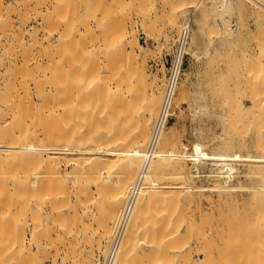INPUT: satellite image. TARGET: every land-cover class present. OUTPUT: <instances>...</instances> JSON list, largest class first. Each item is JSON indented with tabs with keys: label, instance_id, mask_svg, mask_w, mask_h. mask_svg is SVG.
<instances>
[{
	"label": "bare ground",
	"instance_id": "1",
	"mask_svg": "<svg viewBox=\"0 0 264 264\" xmlns=\"http://www.w3.org/2000/svg\"><path fill=\"white\" fill-rule=\"evenodd\" d=\"M59 1L60 0H58V2ZM95 1L92 0L93 4ZM137 1L138 0H136V3L140 4L139 6L143 4L141 3L142 2L141 0H140V3L139 1L138 2ZM188 1L189 0H187L186 3H188ZM191 1H194V0H191ZM261 1H263L264 3V0H261ZM83 2L85 1L83 0L81 1L82 5H83ZM183 2L184 1L180 0V2H178V4L180 3L179 5L176 3L179 9H180V6H183L185 4L184 2V4L182 5L181 3ZM102 3L104 4V2ZM171 3H173V1ZM171 3L169 2V5ZM204 3L205 2H203V4ZM191 4H193V2ZM234 4L236 3L233 2V0H215L212 3V5L208 3V6H207L206 4L208 8L212 6L213 10L216 13L213 22L217 30L215 29V27H213L214 31L220 30L219 32L223 34L224 38L221 35H219L223 39H220L219 37H218L219 39L216 38L218 39L219 43L223 42V40H226L227 43L224 42L226 45H228L230 42L232 43L236 38L239 37L240 35L239 30L243 28V26H240V25L238 26V23L236 21L237 19L236 18L233 19L232 17L234 16L233 12H235L233 11ZM55 5L52 7H55ZM95 5H96V2L94 6ZM129 5L130 4L128 3V6ZM87 6L89 7L90 3ZM123 6H125V3L120 7V10L124 9ZM134 6L139 8L137 5H134ZM52 7L50 8V12L51 10H53ZM87 8H85L84 11H87ZM128 8H129V11H131L130 8L132 7H128ZM182 8L185 9L182 11H186V12L182 13L181 9L180 10L178 9V10L181 11L182 14L187 13L185 15H188L187 11L190 12L189 8L186 9L184 8V6ZM90 9L91 8H89V12L87 11L88 15L90 13V15L87 17H90L91 14L93 15V13L95 12L94 11L92 13ZM45 10L49 11L48 8H46ZM87 12H84V14L85 13L87 14ZM104 13L105 12H103V14ZM172 13L171 15H173ZM103 14L102 13L99 14L100 19H101V15ZM130 14H133V13L131 12ZM200 14H202L204 18H207L206 15H204L206 14V12L204 14L201 12ZM94 15L96 14L94 13ZM173 16H170V17L172 21H175V22L169 21L170 24L171 23L175 24L177 21L176 20L177 18ZM193 16L190 15L192 19H193ZM123 18L121 20H123ZM82 19L84 20V18ZM114 19L116 18H113L110 20L114 22L115 21ZM194 19L191 20L193 21V23L192 22L191 23L189 22V23L191 25H194L195 27L197 26V23L200 21H197L198 18H194ZM209 19H213V18H209ZM91 20L95 21L94 19H91ZM106 22L103 24L105 25ZM60 23L62 24V21ZM85 23H87V21ZM185 23L187 24L188 21ZM1 24L2 23L0 21V27H1ZM204 24L205 23H203V25ZM82 25L83 24H81V27ZM86 27L88 28V26ZM86 27L85 29L82 30V32L83 33L89 32L90 33L89 35L91 36L92 34L93 36L94 32L91 31L92 32L91 33L90 31L86 29ZM198 27L199 26H197V28ZM109 28L111 29V27ZM122 29L124 30V28ZM122 29H121L122 33L118 39L114 38L115 32H117L114 30V28H113L114 34H112L113 32L111 31L112 32L111 34L114 37H112L110 33L108 34V31H105L102 33L99 32L98 34L100 35L102 34V38L100 36L101 41H102L101 44L103 45L102 47H86V46L84 47L83 45L82 47H73V48L69 47V49L68 48L64 49V47L62 48L57 47V44H55L57 48L52 47L51 49L56 48L57 54L59 51L63 49L62 50L63 52H59L61 57L58 54L57 58L58 57L59 58L58 59L56 58V60L53 59L54 57L48 58V57H51L52 55V53H48L51 49L49 51L48 49L46 50L48 54L47 58L45 57L47 54L43 50L45 47L44 48L38 47L37 48L38 51H36L35 47H32L36 44L35 39L32 40L33 43L29 44V40L26 43L23 42L24 39L20 38V35H19L20 33L18 35L11 34V33H9L10 35L9 34L3 35L0 32V40L2 37H6L5 39L6 43H2V45L4 46L0 45L1 46L0 59L1 60L5 59L6 60L5 66H7L4 68L3 71H0V98L3 99L2 101H0V157L2 159V160L0 159V163L2 162L4 163V161H6L5 162L6 164L4 163L5 166H8V169H11L12 171L10 176H2L1 175L2 172L0 173V175L2 176L3 180L5 179V185L6 183H8L9 188L11 189V192L9 193H10V196H12L11 198H13L12 200L13 206L9 208L12 210V212L10 210H9L10 212L9 211L8 212L10 214H14L11 216V219H13L14 221L13 225L15 229V230L13 229L14 232L12 231V234L14 236V244L12 245L7 244V247L11 245L9 249H6L8 253L5 251V253L7 254L3 255L4 252L2 253V251L0 250V252L2 253L0 255V264H47L46 263L47 255H49L51 251H53L54 255H52L53 257L51 256L53 260L51 261L49 260V261L51 262V264H56L57 263L56 257L58 255L59 246L62 245V248H63L64 247L63 245H66L65 243H67L69 246L70 244L73 243L72 244L73 246L71 245L73 248L70 246L72 250L69 249V251L71 250L70 253L69 251H67L68 249L66 250L69 253V255L71 254L70 256L72 257V255L75 253L74 248H76L77 246V242L75 241V239L77 238H74V236H76L75 235L76 232L78 235V231H79L78 225H80V223H83L85 221V220L82 221L81 219L83 218L87 219L89 217L90 218L92 217V214L90 213L92 209H94V211L95 210L97 211V213L95 212L97 215V216L95 215V217H97L96 218L97 222L95 218H91V222L87 221L86 225L83 223L84 224L83 226L81 224L79 227H81L80 229L83 230L82 231L83 234L81 235L80 239L81 240L85 239L84 233L86 229L87 228L90 229L89 225H91L93 222L94 223L96 222L97 226H95L96 228L95 227L94 228L96 229L95 232H97L98 234H94V231L92 232L93 235H97L96 236L97 239L95 241H98L97 244L94 241L95 246H96V248L94 247L96 258L99 257L100 255L102 256L105 253L104 249L106 250L105 246L108 247L109 245L108 251L105 257L102 259L101 264H131L129 262L133 259L132 257L135 258V256H137V253L136 251H134V248L135 249L137 248L135 247V245L137 244V242H139L137 241L138 235H139V238H141L140 240L142 239L144 240L148 236L146 240L144 241L142 240V242L148 243V241L150 242V238L152 236L150 235L149 237V234L154 231L156 232V230H158L157 231L158 234L162 233L160 237L165 238V240L168 243H166L165 240H162L163 238L161 240L164 241V243L161 242V240L159 239H158L159 240L158 242L154 243L153 242L154 240L152 241L151 239V242L153 243L152 245L154 246V247L152 246V249L154 250L156 248L157 249L159 248V252L156 250L153 251L152 249L149 248L151 252L146 253V254L144 253L143 257H144V260L146 259L147 260L150 259V260L144 263L145 264H155V263L163 264L162 262H164L165 260L164 258H166L165 255L168 253V250H165V251L163 250L165 249L163 248L164 247L163 245H165L166 243L165 246L167 248L173 247V245L175 244L174 242L177 240L176 239L174 241V239L177 236L179 237V235L177 234L175 238H173L175 231H177L178 229L177 228L178 224H176L175 226L173 222L174 225H172V221L174 220H172L171 222L167 220L168 219L167 216L170 219L171 215L169 216L163 213L165 212V210L166 212L169 209L171 210V206H172L173 208L172 211L175 212V214H178L177 215V218H178L179 213L182 212L181 214H183L184 209H186L185 208L186 207L185 205L186 196L184 195L186 193L183 188L181 189V187H183L184 184H186L187 180L189 179V177H187V175L189 174V171L186 169V166L184 163L189 160L191 161L192 154H189V153L187 154V153L176 151L177 146L175 142L173 141V139L176 141V138H173V134L175 137V133L174 131L173 132L170 131V130H173L174 128L171 129V126H170V130L168 129L169 131L166 129L167 120L171 119L172 111H174L172 109H174L175 107H178L180 103L185 102L186 93H185V88L183 84L184 82H179L183 74V71L181 70L177 78V81L175 83V86H174V89L171 95V99L169 102V106H168L167 117L165 121L163 122V124H161L158 128H156V121L158 119L159 111L161 108L165 87L161 88L162 86H159L161 84L158 83L159 81L156 75L152 77L149 76L150 74L146 67L147 62L145 61V59L141 58L140 54H138V52H141V47L138 44L137 40L135 39V36L132 33V31H130L131 32L130 33L126 30L122 31ZM175 29H177V26H175ZM210 30H212V28ZM191 31H192V28H191ZM55 32H57V29ZM195 32H197V30ZM50 33L52 32L50 31ZM200 33L202 34V36H204L202 31ZM217 33L218 32L213 33V34H215L216 36ZM89 35L87 37H90ZM78 36H80L79 38L84 40V37H85L84 35L83 37L82 34L80 33ZM209 36L210 35H208V37ZM189 37H190V33H189ZM89 39H87L88 42H89ZM93 39H96V37L95 38L93 37ZM227 40L229 41V43ZM81 41H79V43H81ZM189 41L190 39H188V44H187V47L185 48L186 55H189L188 54ZM214 42H215V38H211L208 44L206 43V46L207 45L211 46ZM224 43L222 45L220 43V45L224 46L225 45ZM0 44H1V41H0ZM234 44L237 46L238 40H237V43L235 41ZM256 44L258 45L259 43H255L254 45L257 46ZM259 45L260 46H257L258 47L257 50H259L260 52L257 54H259L260 56L259 58L261 59L262 57L261 55L263 53L261 50L262 44L260 43ZM212 47L214 46L212 45ZM227 47H232V46L230 45ZM58 48L59 49L61 48V49L59 50ZM209 48L210 47L205 48L204 56L206 57L210 53ZM53 53L56 56V53L55 52ZM192 53L193 52L191 51L190 54L192 55ZM215 55H218V54H215ZM44 57H45L46 62H48V64L45 61H44L45 64L43 63L42 58ZM211 57L213 58V56ZM226 57H228V54ZM216 59H217V56H216ZM213 64H214V61H213ZM256 66L257 64L254 67ZM258 67L260 68V71H263L264 73V66L260 64V62L258 63ZM249 69L248 70L246 69V71L243 72L241 76L250 77L252 75V72H251L252 70L249 71ZM256 77L258 78V76ZM147 78L150 79V82H149L150 98L147 99V96H146L145 99L147 100L146 102L148 103L147 105L144 104L146 107L142 106L143 108H145L143 112H146V118L143 119L144 116L142 118L140 117L143 120H141V122L139 123L132 122V124L137 123V125L135 128H131L130 120L132 121L131 119L132 116L133 115L135 116L136 114H134V112L132 113V111L130 112L129 109L130 110L134 109L133 104L136 105L134 103L136 99H133L134 100L133 103H132V100H130L132 103L131 104L128 98L126 97H128L129 94L133 95L135 93V92L131 93L130 86L133 87V91H134V88L135 87L137 88L136 82L140 80L144 83L145 80L149 81V79L147 80ZM249 79L247 80L249 81ZM255 80L257 81L256 78ZM259 80L260 79L258 78V84H259L257 85L258 88H256L257 86H255L256 90L255 89H254L255 91L251 90V94L257 93V89L260 90V91L258 90V93L264 94V92H261L264 90V85H263L264 79H262L261 77V81ZM134 81L136 82L134 83ZM256 81L254 82L257 83ZM255 83H252V84L255 85ZM260 84L263 86L261 87ZM136 88H135V91H137L138 89ZM139 92H141V95H142V91H139ZM136 93L138 94V92ZM257 94L254 95L255 97H257V99H255L253 95H251L250 97L251 99L247 98L248 99L247 101L251 103V107L252 106L255 107V104L258 105L256 101L258 100ZM261 94L259 96L260 98L264 96V95L261 96ZM131 95L129 96L130 98H132ZM260 98L259 100H262ZM191 99L193 100V103H191L193 104L192 106L193 111L191 110L193 112L192 114L193 116H196V117L204 116L210 113V109L208 105H206L205 103L201 101L202 98L200 99V96L199 98L196 96H193V98ZM238 99L235 101H238ZM127 102H129L130 106H132L131 108L133 109L129 107V104ZM230 105L231 104H229V106ZM239 105L237 106L239 107ZM257 105L256 107L258 108L259 105L258 106ZM262 105H260L261 110H262ZM256 107L251 108V109H256ZM235 108L237 107L235 106ZM140 109L142 110V108H139L138 110ZM263 111H264V107H263ZM247 112L249 113V111ZM128 113L129 114L131 113V115L128 116ZM239 113H238V116L237 114H234V115H236V117L238 118ZM251 114H252V111H251ZM256 114H255L256 120L259 119L260 121L259 120L256 121L255 118L253 120V117L251 116V122H250L251 124H253V122L255 123V121L257 122V127H253L255 130L254 137L253 138L251 137L252 139L251 140V154H244L242 152H234V153L228 152V147L225 145L227 141L225 142L222 141L225 146L223 145V147H221L220 149L213 150L211 152H206L204 150H201L200 152L195 153V157L199 159L204 158V161L205 159H207L209 161L211 160L212 162H217L219 163L218 164L220 166L219 168L222 170L227 169L228 167L227 163L231 164V166L233 165L234 162H236L237 164H240L239 166H241L242 169L240 170V169H237L236 167L235 171L237 172V174L233 175L234 173L229 174L231 172L229 173L224 172L225 174L228 173V175H225V174L223 175V178H224L223 183L226 185L230 184V182L234 181L237 177L246 176V178L247 177L251 178V192L249 193L250 196L246 195L248 198H246V196L241 197V198H246L243 203L244 206H241L242 204L240 205L239 202L237 203L239 204L237 208H239L240 210V211L238 210L239 213H237L239 214V216H237V218L239 219L237 220H239V225L241 224V221L244 220L245 225L248 227L249 231L251 232V233L247 232L248 233L247 235L251 234V264H264V124L262 126V123L264 122V117L261 116L264 113L261 114L260 112V114L259 113H256ZM258 115L261 118H263L262 123H260L261 119L258 118ZM130 116L131 118H129ZM236 117L235 119H237ZM153 118H154V121H152ZM244 119L246 118L244 117ZM246 122L247 121H245V123ZM239 123H242V121ZM134 126L135 125H133V127ZM139 158L141 159V163L138 162L140 164L137 163V160ZM173 161L177 163L176 164L177 166L174 165L175 162ZM169 163H171L170 164L171 166L169 165ZM173 165L176 166L175 172H173L174 168L172 169V167H174ZM231 166H229V168H231ZM1 167H0V170L4 171L3 166ZM168 168L171 170H169ZM248 169H251V171L249 172ZM4 173L5 172H3L2 174L4 175ZM185 177L187 178V180ZM168 178L169 180L171 179L169 183H171V185L173 184V187L175 185L176 186L178 185L177 188H179V190L178 189L174 190L175 188L174 189L169 188L170 190L163 189V186H164L163 182L165 180L168 182L169 181ZM242 179L244 180L245 178H242ZM248 180H246L247 184H248ZM1 181L2 179L0 177V183L2 185L3 183ZM239 184L237 183V185ZM166 193L167 195H165ZM165 196L167 198L170 197L174 203L172 202L171 199H167L169 200V202H166L165 204H163L162 201L165 202L163 198ZM183 197H184V200H183ZM240 201L242 202V200ZM158 205H162L165 207V209H163L164 211L161 210L163 212V213L161 212L163 215L161 213H158V210L160 212V209L164 207H161ZM166 208L167 209L169 208V209L167 210ZM237 208H235L236 211H237ZM153 209L155 211L157 209V216L160 218V220H164V221L167 220V222H161V223L157 222L158 224L156 222H152V220H150L151 211L153 213L152 215L156 216L154 215L155 211ZM87 214L89 215V217H86ZM160 214L162 215V217ZM180 218L181 217H179L177 220H179L178 222H180V225H181ZM87 220H90V219H87ZM87 223H90L88 224V227H87ZM182 223H185V222L182 221ZM187 223L188 225H190L189 222ZM235 224L238 225V222H236ZM84 226L86 229L84 228ZM185 228H186V225H185ZM225 228L230 229V228H227L226 225H225ZM159 229L161 231H159ZM189 231H190V228H189ZM227 231H230V230H227ZM157 232L155 234L153 233L152 234L153 236L157 235L154 237L158 238L159 236ZM183 233L185 234L186 232H183ZM142 234H143V237H142ZM182 234L180 233V237ZM215 235L217 236V234ZM241 235L245 236L246 233L244 234L242 233ZM88 236H90V234ZM144 236L146 237L144 238ZM223 236L224 237L226 236L225 238L223 237L225 239L223 243L224 242L227 243L226 241L227 237L230 239V241L231 240L235 241L237 239L240 240V238L231 239L228 232H225V235ZM169 238H171L172 240H170ZM184 238L186 240V237ZM242 238L243 236L241 237V239ZM73 239L74 241L71 243V240ZM178 239H181V238H178ZM86 241L88 242L87 239ZM170 241H174V242L169 243ZM92 242H93V239L91 241V244ZM159 242H161L162 245L159 244ZM177 242L179 241L177 240ZM243 242H245V240ZM75 243H76V246H74ZM241 243L242 241L239 243L240 246H241ZM84 244H86L85 241H84ZM154 244L155 245L159 244V247L158 246L155 247ZM243 244L245 245V243H242V245ZM239 245L237 246L239 247ZM0 246L1 248H7V247H4L3 244H0ZM137 246L139 248V245ZM238 247H236L237 250H238ZM62 248H60V251L62 250ZM142 248H143V244H142ZM179 248L180 247H177V246L175 247V249L177 250H179ZM90 249H92V247ZM141 249H139L140 253H141ZM171 249L172 248H169L170 250L169 252L174 251V249L172 250ZM227 249H230V248H226V250ZM2 250L4 251V249ZM66 251L64 252L62 251L63 254L66 253V255H64L63 258L61 257L62 262L64 259L67 260L68 253ZM90 251L92 250H88L89 253H87L88 254L87 256L92 255L93 257L91 256V259H89V261L87 259L86 261H88V264H97L98 260H95L94 255H93L94 252L90 254ZM162 251L163 253L167 251V253H164L165 255H163ZM155 252L158 253L160 256L162 255L164 260H160L162 259V256L161 258L160 257L158 258L159 256L158 254H157V257H155V254H156ZM78 253H77V257L81 254V253L80 254ZM201 253L203 254L202 251ZM226 253H228V251ZM150 254L152 255V257ZM186 254L187 253H185V256ZM148 255H149V258H147ZM234 255H235V252H234ZM169 256L171 260H174V257L175 256L177 257L178 254L176 255L173 253L172 255L173 259L171 258V253ZM169 256L167 255L168 257L167 261H169ZM140 257H142V254H140ZM143 257L141 259V262L143 260ZM207 257H209V255ZM207 257L205 258L203 257V259H206V262H201L202 264L203 263L205 264L208 262L207 259L209 258ZM156 258H158L162 262L158 263L157 261L159 260H157ZM75 259L76 257L72 259V262ZM180 259L178 258V260ZM241 261L243 262V259H241L239 263H241ZM81 262H83V260ZM186 262L187 261H185V263ZM165 264H168V263L166 262Z\"/></svg>",
	"mask_w": 264,
	"mask_h": 264
},
{
	"label": "rangeland",
	"instance_id": "2",
	"mask_svg": "<svg viewBox=\"0 0 264 264\" xmlns=\"http://www.w3.org/2000/svg\"><path fill=\"white\" fill-rule=\"evenodd\" d=\"M81 1L82 0H60L59 2H58V0H0V21L2 23L1 27H0L1 28L0 32L3 35L9 34V33L18 35L20 33L19 34L20 38L24 39L23 40L24 43H26L29 40V44H31V43H33L32 40L35 39L36 44L32 47H35L36 51H38V49H37L38 47H43V48L45 47L46 49L44 48L43 50L47 54L46 50L48 49V51H49L52 47H56L55 44H57V47H61V48L64 47V49L65 48L69 49V47H72V48L73 47H82L83 45H84V47L85 46L86 47H102L103 46L101 44L102 43V41H101L102 34L101 35L98 34L99 32L102 33V32L108 31V34L109 33L111 34L115 30V31H117V32H115V35H114L115 37L112 36V34H114V32L111 34V36L118 39L122 33L121 29L124 28V30L122 29V31H125V30L128 32L132 31V33L135 36V39L137 40L138 44L140 45L141 52H138V54H140L141 58L145 59V61L147 62L146 67H147V70L149 71V74H150L149 76L152 77V76L156 75V77L159 81L158 83L161 84L159 86H162L161 88H164L165 87L164 83L166 82V62L168 61V59L171 56V53L173 51V48H174L173 46H174L175 41H176V36H177L179 30L181 29V27L183 25H189V27H190V37H189L190 41H189V47H188V54L189 55H186L184 65H183V69H182L183 74H182L181 79L179 81V82H184L183 84H184V88H185L186 98H185V102L180 103L178 107H175V108L172 107V108H174V109H172V110H174V111H172V117H171V119H168L167 123H166V129L167 130L168 129L170 130V126H171V129L174 128L173 130H170V131H172V132L174 131V133H175V137L173 134V138H176V141L174 139H173V141L175 142V144L177 146L176 151L187 153V154L188 153L192 154L191 161L189 160L190 162L186 161L184 163L186 166V169L189 171L190 175L189 174L187 175V177H189V179H188L189 181L185 177L187 180V183L184 184L185 187L184 186L181 187V189L183 188L185 193H186V194H184L186 196L185 197V205H186L185 208L186 209H184L183 214H181L182 212L179 213V217H181L180 218L181 225H180V222H178L179 220H177L179 218V217L177 218L178 214H175V212L172 211L173 210L172 206H171V210L169 208H168L169 210L166 208L169 211V212L167 211L169 213L168 214L166 212V210L164 213L162 212V211H164L163 209H165L164 206L158 205V206L164 207V208L160 209V212L158 210V213L162 212L163 214H166L169 216L171 215L170 219L167 216V218H168L167 220H169L170 222L172 220H174V221H172V225L175 224V226H176V224H178L177 225L178 229L176 228L177 231H175L173 238H175V236L178 234L179 237L177 236L174 239V241L177 239L180 243L177 242V240L175 242L170 241L169 243L174 242L175 244L174 245L172 244L173 247L167 248L165 245L168 242L165 240V238L160 237L162 235V233L160 232L161 234H158V232H157L158 230H156V232L160 238L154 237L157 235L153 236V234L156 233L155 231L151 232L150 234L148 232L149 237H150V235H152L150 238V242L152 239V241L154 240L153 242L156 243L159 240H161L162 238H163L162 240L166 241L165 245H163L164 246L163 248H165L163 250L164 251L168 250V253H167V251L164 252V253H167L165 255L162 251L163 255H165L166 258H164L165 259L164 260L163 256L161 255L162 259H160V260H164V262L165 263L167 262L168 264H172V263L173 264H177V263H179V264H202L201 262H206V259H203V257L205 258L208 255H209V257H207V258H209V259H207L208 262L205 264H225V263H227V264H230V263L231 264H251V234H249L250 236L247 235L248 234L247 232H250V231H249L248 227L245 225L244 220L242 219L243 221H241L240 225H239V220H237V219H239V218H237V216H239V214H237V213H239V211H240L239 208H237V207L239 206V204L240 205L242 204L241 206H244V204H243L244 200L246 198H248L247 196H250L249 193L251 192V178H249V177L246 178V176L237 177L234 181L230 182V184L226 185L223 183V179H224L223 175L226 172H228V173L231 172L229 174L234 173L233 175L237 174V172L235 171L236 167H237V169H240V170L242 169V167L239 166L240 164H237L236 162H234L233 165L231 166V164L227 163L228 164L227 169L225 168L226 170H222L219 168L220 167L218 165L219 163L212 162L211 160H210L211 161L210 162L207 159H205V161H204V158H200V159L196 158L195 153L200 152L201 150H204L206 152L218 150L221 147H223V145H224L222 141H224V142L227 141L225 143V145L228 147V152H231V153L242 152L244 154H251V140H252L251 137L253 138L254 133H255V130L253 127H257L256 121L259 120V119L256 120L255 114L256 113L260 114V112H261V114L264 113V111H263L264 105H262V104H264V100H263L264 96L262 98L259 97L261 94V93H258L259 89H257L258 94L257 93L251 94V90L255 91L256 88H258V86H257V85H259L258 84V78L260 79L259 81H261V77H262V79H264V73H263V71H260V68L258 67L259 62H260V64H262L264 66V55H263V53H264V47H263L264 46V3H263V1H261V0H233V2H235L236 4H234V10L233 11H235V12H233L234 16H232V17H233V19L236 18L238 26L239 25L243 26V28L240 27L242 29L239 30V32H240L239 37L236 38L232 43L230 42L231 44L229 43L228 40H227L229 43L228 45L225 44V43H227L226 40H223V42H220L221 45L225 42L224 44L226 46L225 45L221 46L219 41H218L219 38L220 39L224 38L223 34L221 32H219L220 30L214 31V28H213V27H215L213 20L215 18L216 13L213 10L212 6H210V5H212V3L215 0L214 1L213 0H194L195 3H194V1H191V0H189L188 3H186L187 0H182L185 2V4H184V2L181 3L182 5L184 4L183 5L184 8H186V9L189 8V10H190V12L187 11L188 15H185L187 13L182 14V13L186 12V11H182V10H185L182 8L183 6H180L182 13H181V11H179L180 9H179V7H177V4H178V2H180V0L179 1L178 0H141L142 1L141 3H143L141 6H139L140 4L136 3V0H134V1L133 0H117V1H115V0H96V1L93 0L96 2L95 6H94L95 2L93 4L92 0H83L86 2V3L83 2V5L81 4ZM138 1L140 3V0H138ZM172 1H173V3H171ZM211 1H212V3H211ZM102 2H104V4ZM169 2L172 5L171 4L169 5ZM192 2H193V4H191ZM203 2H205V3L203 4ZM60 3H61V5H60ZM89 3H90V6L88 7L87 5H89ZM122 3L123 4L125 3V6H123L124 9L122 7L123 10H120V7L123 5ZM128 3L130 4L129 6H128ZM174 3L175 4L177 3L176 6ZM208 3L210 4L209 6L211 7V8L209 7L210 10L207 7ZM53 4L54 5L56 4L55 7H52V6H54ZM91 4H93V5H91ZM133 4L137 5L139 8H137ZM187 4H189V5H187ZM206 4H207V6H206ZM48 5H49V7H48ZM260 5H262V6H260ZM102 6H104V7H102ZM169 6L170 7L173 6V7L170 8ZM253 6H254V8H253ZM51 7L53 8V10H51V12H50ZM128 7H132V8H130L131 11H129ZM46 8H48L49 11L45 10ZM54 8H55V10H54ZM85 8H87L88 12H89V8H91L90 9L91 12L93 13L95 11L94 13L96 15H94V13H93V15L91 14V16H93V17H91V16H90L91 18L87 17L90 15V13L88 15V12L84 11ZM93 8H94V10H93ZM205 8H207L208 10ZM136 9H138V10H136ZM211 9H212V11H211ZM172 11H173V13H172ZM84 12H87V14L86 13L84 14ZM96 12L97 13L99 12V13L97 14ZM103 12H105V13L103 14ZM131 12L133 14H130ZM169 12H170V14H169ZM201 12L203 14L206 12V14H204V15H206L207 18H204L202 16V14H200ZM101 13L103 15H101V19H100L99 14H101ZM171 13L175 16V18H177L176 19L177 24L171 23L172 24L171 25L169 23V21L170 22L172 21L170 16H173V15H171ZM196 13H197V15H196ZM179 15H181V16H179ZM190 15L191 16L194 15L193 19L198 18V20L197 19L196 20L200 21V22H198V23L196 22V23H197V26H199L198 28H200L201 30L198 29L197 26H195L196 27L195 28L194 25L190 24L191 22L193 23V21H191L193 19H192V17H190ZM210 16H212V17H210ZM123 17H125V18H123ZM82 18H84V20ZM95 18L97 19V21ZM113 18H116V19H114L115 20L114 22L112 20H110ZM122 18L124 21L121 20ZM209 18H213V19H209ZM91 19H94L95 21H93ZM55 20H57V21H55ZM59 21L60 22L62 21V24ZM84 21L85 22L87 21V23H85ZM91 21H93V22H91ZM106 21L108 22V24ZM187 21H188V23L186 24L185 22H187ZM81 22H83V23H81ZM105 22L107 25L103 24ZM109 22H111V23H109ZM172 22H175V21H172ZM202 22L205 24L203 25ZM80 23L83 24L84 26L82 25V27H81ZM123 23H124V25H123ZM129 23H130V25H129ZM131 23H132V25H131ZM194 23H195V21H194ZM101 25H103V26H101ZM86 26H88V28ZM106 26H108V27H106ZM175 26H177V29H175ZM85 27L88 31L94 32L93 36L91 34L92 38L89 35L90 34L89 32H87V33L82 32V30L85 29ZM109 27H111V29ZM112 27L114 28V30ZM118 28H119V30H118ZM191 28H192V31H191ZM211 28H212V30H210ZM56 29H57V32H55ZM215 29L217 30L216 27H215ZM98 30H100V31H98ZM194 30L195 31L197 30V32H195ZM50 31L53 34L50 33ZM201 31H202L204 36H202V34L200 33ZM241 31H243V32H241ZM216 32H218L219 34L217 33L215 36V34H213V33H216ZM80 33L82 34V36L83 35L85 36V37L83 36L84 40L79 38L80 36H78V35ZM193 33H195V34H193ZM88 35L90 37H87ZM208 35H210V36L208 37ZM219 35H221L223 38H221V36H219ZM100 36H101V38H100ZM93 37L94 38L96 37V39H93ZM89 38H91V39H89ZM211 38H215V42L212 44L214 47H212V45L206 46V43L208 44V42ZM216 38H218V39H216ZM5 39H6V37L1 38V40H0L1 46H4V45H2V43H6ZM87 39H89V42ZM167 39H169V40H167ZM78 40L79 41L82 40L81 43H79ZM94 40H95V42H94ZM237 40H238V44L236 46L234 44V42L236 41V43H237ZM165 42H167V43H165ZM88 43H90V44H88ZM255 43H259V44L261 43L262 44L261 50L263 53H262V55L260 54L262 56L261 59L259 58L260 57L259 54H257L260 52L259 50H257V48H258L257 46H260V45L256 44L257 46H255L254 45ZM233 44L236 47H234ZM230 45L232 47H227ZM253 45H254V47H253ZM1 46H0V48H1ZM206 47H210L209 48L210 53L207 57L204 56V51H205ZM221 47H222V49H221ZM56 48L55 49L53 48L48 52V53H52L51 57H48V54L45 57L46 58L47 57L48 58L54 57L53 58L54 60H56L58 54L61 57L59 52H63L62 51L63 49L61 51H59L61 48L60 49L58 48L59 52L57 54ZM191 48H192V50H191ZM36 51H35V53H36ZM189 51L193 52L192 55L190 54ZM53 52L56 53V56ZM215 54H218L219 57H218V55H215ZM227 54H228L229 59H228V57H226ZM211 56H213V58ZM216 56H217V59H216ZM45 57L42 58L43 63H44V61L46 62ZM224 57H226V58H224ZM256 59H258V60H256ZM213 61H214V64H213ZM207 62H208V64H207ZM46 63L48 64V62H46ZM255 63L257 64V66H256L257 68L254 67L256 65ZM5 65H6V60L0 59V71H3L4 68L7 67ZM245 65H247V66H245ZM245 68L247 70L249 69V71L252 70L251 71L252 75L250 77L241 76V74L246 71ZM256 76H258V78ZM149 78H147V80ZM255 78L257 79V81L255 80ZM247 79H249V81ZM251 79L253 80V82ZM254 81H256L257 83H255ZM135 82L136 81H134V83ZM149 82H150V79H149V81L145 80L144 83L142 81L138 80V82H136V85H137V88L140 90H138L135 87L137 89V91H135V88L133 91V87L130 86L131 93L135 92L134 94H136V95L129 94V96L131 95L132 98H130L129 96L126 98H128L129 101L132 100V103L134 102L133 99H136L134 102L136 105L133 104V108L135 110L133 108H131L132 106H130L129 102H127V103L129 104V107L134 110L133 111V110L129 109V111L130 112L132 111V113L134 112V114H136L135 116L138 118L137 119L134 115L132 116V118H131V116L129 117L132 119V121L130 120L131 126L129 125L131 128H135L137 125V123L132 124V122L133 123L134 122L139 123V122H141V120L146 118V112H143V110L145 108H143L142 106H145L148 103V102H146L147 100L145 99L146 96H147V99L150 98V96H149L150 95V92H149L150 91L149 90L150 84H149ZM263 82H264V80H263ZM252 83H255V85H253ZM147 84H149V85H147ZM144 85H145V87H144ZM263 85H261V87ZM140 86H141V88H140ZM255 86H257V87L255 88ZM252 87H253V89H252ZM139 91H142V95H141V92H139ZM136 92H138V94ZM143 92H145V93H143ZM261 92H264V90ZM256 94L258 96V100H256V101H257L259 106L257 104H255V107L257 105L259 109L257 107H256V109H251V108H255V107L254 106L251 107V103H249V101H247L248 100L247 98L251 99L250 98L251 95L254 96ZM137 95L139 97L140 96L141 97L139 98ZM262 95H264V94L262 93L261 96ZM193 96H196L198 98L200 96V99L202 98L201 101L203 103H205L206 105H208V107L210 109V113L208 115L197 116V117L192 115L193 114V112H192L193 111L192 110L193 104H191V103H193V100L191 98H193ZM238 98H240V99H238ZM259 98L262 100H259ZM237 99H238V101H235ZM255 99H257V97H255ZM2 100L3 99L0 98V101H2ZM256 101H255V103H256ZM236 102L237 103L239 102V103L237 104ZM130 103H131V101H130ZM228 103L231 105L229 106ZM188 104H190V105H188ZM239 104H241V105H239ZM234 105L237 108H235ZM237 105H239V107ZM260 105H262V110H261ZM139 106H141V107H139ZM230 107H231V109H230ZM139 108H142V110L141 109L138 110ZM228 109H229V111H228ZM240 110L243 112H241ZM247 111H249V113ZM251 111H252V114H251ZM262 111H263V113H262ZM141 112H142V114H141ZM238 113H239V117L237 118L236 115H234V114H237V116H238ZM241 113H243V114H241ZM129 115H131V113L130 114L128 113V116ZM221 115H223V116H221ZM247 116H249V117H247ZM251 116L253 117V120H254V118L256 120L255 123L253 122V124L250 123L251 122ZM261 116L264 117V114ZM140 117L141 118L143 117V119H141ZM235 117L237 119H235ZM244 117L246 119H244ZM154 118L152 121H154ZM258 118L261 119L260 123H262L263 118H261L259 115H258ZM222 120H223V122H222ZM241 121H242V123H239ZM245 121H247V122L245 123ZM237 124H238V126H237ZM263 124H264V122L262 123V126H263ZM133 125H135V126L133 127ZM231 126H233V127H231ZM239 128H241L243 131ZM241 133H243V134H241ZM0 159H1V157H0ZM138 160H137V163L138 162L141 163V159L139 158ZM5 162L6 161H4V163ZM173 162H175V161H173ZM4 163L3 162L0 163V165L3 166V168L6 164V163L5 164ZM140 163H138V164H140ZM170 164L171 163H169V165ZM172 164H174V163H172ZM176 164L177 163L175 162L174 165H176ZM176 166L172 167V169L173 168L175 169V170L173 169V172L176 171V168H175ZM229 166H231V168H229ZM192 167H193V169H192ZM219 169L221 172L219 171ZM169 170H171V169H169ZM248 171L250 172L251 169H248ZM1 172L2 173L5 172L4 175ZM0 173L2 176H10L12 171H11V169H8V166H5L4 171L0 170ZM228 173L225 175H228ZM1 175H0V177L2 179L1 182L3 184L1 185V183H0V229H1L0 230V242H1L0 244H3L4 247H7V244H11V245L14 244V236L12 234V231L14 232L15 229H14V225H13L14 221H13V219H11V216L14 214L9 213L10 211L12 212V210L9 208H11V206H13L12 205L13 204L12 203L13 198H11L12 196H10V193H9V192H11V189L9 188V184L6 183V185H5V179L3 180ZM242 178H245V179L243 180ZM248 178H249V180H248ZM168 180H169V178H168ZM246 180H248V184H247ZM165 181L163 182V184H164L163 189H169V188L174 189L175 188L174 190H176V189L179 190V188H177L178 185L177 186L175 185L173 187V184L171 185V183H169L171 181V179L168 182L166 181L167 183ZM168 183H169V185H168ZM237 183L238 184L241 183V184L237 185ZM247 185H248V187H247ZM246 191L248 194L246 193ZM165 195H167V193ZM168 196H170V195H168ZM242 196L243 197L246 196V198H241ZM163 198L165 201V202L162 201L163 204H165L166 202H169V200H167V199H171L170 197L167 198L166 196ZM183 200H184V197H183ZM240 200H242V202ZM172 202H173V200H172ZM238 202H239V204H237ZM167 206H168V204H167ZM235 208H237V211L238 210L239 211L237 212ZM157 209H158V207H157ZM157 209H156V211L153 209L155 211L154 215H156V216H157ZM209 209H211V210H209ZM95 212L97 213V211L96 210L94 211V209H92L90 211V213L92 214L91 218H95V219L97 218V217H95V215H96ZM8 214L10 217L8 216ZM88 214L86 217H89ZM152 214L153 213L151 211L150 220H152V222H156V223L157 222H160V223L161 222H167L166 218H165L166 221L160 220V218L158 216L156 217V216H153ZM162 215H161V217H162ZM188 217H190V218H188ZM12 218H14V217H12ZM91 218L90 217L87 218L90 220H87L85 218H83L81 220L82 221L85 220L83 223L86 225L87 221L91 222ZM183 219H185V220H183ZM81 220H80V222H81ZM182 221L185 223H182ZM96 222H97V219H96ZM152 222H150V223H152ZM173 222H174V224H173ZM187 222H189L190 225H188ZM236 222H238L239 226L235 224ZM83 223H80V225L82 224V226H83L84 225ZM95 223L93 222L91 225H89L90 229L89 228L86 229L84 226V228L86 229V231L84 233L85 239H82V240H84L86 244H84V241H82L80 239L81 235L83 234V232H82L83 230L80 229L81 227H79L80 225H78V229H79V231L80 230L81 231L79 232L77 230L78 235L76 232V234H75L76 236H74V238H77V239H75V241L77 242V246L75 243L74 246H76V248H74L75 250L73 249L75 252L74 253L75 255L73 253H72L73 254L72 257L70 256L71 254L69 255L70 251L72 250L70 248V246L73 244L72 243L74 241V239H73V240H71L72 244H70V246L67 243H65L66 245H63L66 248H64V247L62 248V245L59 246L58 255L56 257V260H57L56 264H75V263H77V264H88V261H89V259H91V256H92V255L87 256L88 255L87 253H89L88 250H92V251H90V254H92L94 252L93 253L94 258H95V260H98L97 264H101L102 259L105 257V255L108 251L109 245H108V247L105 246L106 247V250L104 249L105 253L102 256L100 255L99 257L96 258V256H95L96 255L95 254V248H96L95 242L97 244L98 241H95L97 239L96 238L97 235L92 234L93 231H94V234H98L97 232H95L96 231L95 226H97V223H96V225H95ZM88 224H90V223H87V227H88ZM185 225H186V228H185ZM225 225L227 228H230V229H226ZM188 227L190 228V231H189ZM184 228H185V230H184ZM238 228H239V230H238ZM242 228L243 229L245 228L244 229L245 231ZM186 230H188V231H186ZM227 230H230L231 232L227 231ZM159 231H161V230L159 229ZM238 231H240V232H238ZM183 232H186V233L184 234ZM225 232L229 233L231 239L240 238V240L237 239L235 241H232V240L230 241V239L227 237L226 241H227V243L229 241L230 244L228 243V245H227L226 242L223 243V241H225L224 238L226 237V236L225 237L223 236V235H225ZM180 233L181 234L183 233L181 235V237H180ZM240 233L241 234L246 233V235L244 236V235H241ZM89 234H90V236H88ZM215 234H217L218 237ZM237 234H238V236H237ZM197 235H199V236H197ZM86 236H87V238H86ZM242 236H243V238L241 239ZM88 237H89V239H88ZM142 237H143V234H142ZM145 237L146 236H144V238ZM152 237H154V238H152ZM184 237H186V240ZM12 238H13V240H12ZM146 238H148V236ZM146 238L144 240H146ZM171 238H169V239L172 240ZM178 238H181V239H178ZM79 239H80V241H79ZM86 239L88 240V242L86 241ZM92 239H93V242L91 244ZM140 239L141 238H139V235H138L137 241H139V242H137V244L135 245V247H137L136 248L137 250L134 248V251H136L137 256H135V258L132 257L133 259L131 258L132 260L130 259L131 260L130 262L128 261L131 264H138V263L143 264L144 262L150 260V259L144 260L143 254L151 252L150 249H152L153 243L152 242L150 243L148 241V243H150V244H148L147 242H145L148 244L147 245L144 242H142L143 239L142 240H140ZM162 240H161V242L164 243V241H162ZM244 240H245V242H243ZM241 241H242V243H245V245L244 244L242 245V243H241V246H240L239 243ZM161 242H159V244L162 245ZM231 242H232V244H231ZM90 244H91V246H90ZM142 244H143V248H142ZM159 244L158 245L154 244V245H155V247H157V246L159 247ZM137 245H139V248ZM237 245H239V247ZM10 246H8L7 248H1V246H0V248H1L0 250L2 251V253L4 252L3 255L8 253V251L6 249H9ZM176 246L180 247L179 250L175 249ZM91 247H92V249H90ZM144 247H146V248H144ZM225 247L230 248V249L226 250ZM236 247H238L239 251L237 250ZM60 248H62L61 251H60ZM169 248L174 249V251L169 252L170 251ZM2 249H4V251ZM69 249H71V250L69 251ZM139 249H141V253H140ZM66 250L69 251V253ZM155 250L159 252V248L158 249L156 248L153 251H155ZM199 250H201L203 252L204 256L201 253V251H199ZM223 250H224V252H223ZM5 251L7 253H5ZM62 251L63 252L66 251L68 253L67 254V260L64 259L65 261L63 260V262L61 260V257L63 258V256L66 255V253L63 254ZM225 251L226 252L228 251V253H226ZM236 251H238V252H236ZM215 252H217V253L219 252V253L217 254ZM234 252H235V255H234ZM243 252L245 255L246 254L247 255L245 256L243 254ZM2 253L0 252V255ZM77 253L78 254L81 253L80 254L81 256L79 255L77 257ZM170 253H171V258H172L173 253L176 255L178 254V256L177 257L173 256L174 260H171L170 256H169ZM185 253H187L186 256H185ZM140 254H142V257H143L142 262H141L142 257H140ZM157 254L158 253L155 254V257H157ZM241 254L244 257H242ZM52 255H54L53 251H51L49 253V255H47V259H46L47 264H51L50 261L53 260ZM152 255H153V253H152ZM152 255H151V257H152ZM167 255L169 256V261H167L168 260ZM232 255H233V257H232ZM161 256L159 255L158 258L159 257L161 258ZM180 256H182V257H180ZM75 257H76V259L72 262V259H74ZM147 258H149V255ZM153 258H152V260H153ZM158 258H156V259L159 260ZM178 258L179 259L181 258V259L178 260ZM244 258H245V260H244ZM80 259H81V261L83 260V262H81ZM87 259H88V261H86ZM184 259L188 263L187 262L185 263ZM241 259H243V262L241 261V263H239ZM157 260H155V261H157ZM160 260L157 262L158 263L162 262ZM164 262H162V263L165 264ZM155 264H157V263H155Z\"/></svg>",
	"mask_w": 264,
	"mask_h": 264
},
{
	"label": "built area",
	"instance_id": "3",
	"mask_svg": "<svg viewBox=\"0 0 264 264\" xmlns=\"http://www.w3.org/2000/svg\"><path fill=\"white\" fill-rule=\"evenodd\" d=\"M190 28L188 25H184L179 30L173 51L168 61L166 62V83L164 89L163 100L159 111L158 119L156 121V128H158L167 117L168 106L171 99V95L177 81V78L183 69L184 61L186 58L185 48L188 44Z\"/></svg>",
	"mask_w": 264,
	"mask_h": 264
}]
</instances>
